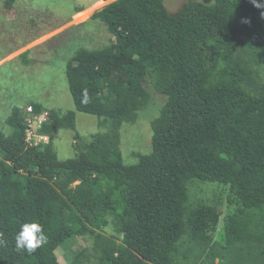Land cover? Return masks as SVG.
Instances as JSON below:
<instances>
[{"label":"trees","instance_id":"16d2710c","mask_svg":"<svg viewBox=\"0 0 264 264\" xmlns=\"http://www.w3.org/2000/svg\"><path fill=\"white\" fill-rule=\"evenodd\" d=\"M115 3L123 18L107 28L114 40L79 47L65 67L75 109L108 121L107 131L89 142L76 131L67 159L51 142L26 145L18 107L0 132V264H61L57 248L78 235L93 244L70 264H175L186 233L210 247L219 221L217 209L191 201L194 181L230 187L238 208L224 220L226 246L264 245V85L250 66H264V0H189L175 15L164 0ZM147 81L166 101L151 121V152L125 165L119 130L148 103ZM61 129H76V111H51L43 131ZM67 179L84 187L89 225L62 192ZM31 221L46 241L18 252L15 235ZM109 221L121 243L95 230Z\"/></svg>","mask_w":264,"mask_h":264},{"label":"rangeland","instance_id":"374dc122","mask_svg":"<svg viewBox=\"0 0 264 264\" xmlns=\"http://www.w3.org/2000/svg\"><path fill=\"white\" fill-rule=\"evenodd\" d=\"M188 1L164 0L172 15L179 13ZM7 2L12 3L10 8L7 7ZM115 2L116 0H0V132H10L7 118L15 107L19 108V114L23 116V108L35 101L49 110L50 117L52 110L60 114L76 111L75 130L61 129L53 132L51 144L60 159L75 156L76 131L85 142H89L93 134L107 131L108 121L75 109L65 67L79 47L100 49L114 40L107 28L123 18ZM106 15L110 17L109 20ZM22 53L24 54L20 55ZM250 66L257 83L264 85V66ZM145 87L149 94L148 103L138 112L136 121L123 123L119 130V147L125 165H134L140 155L151 152V121L159 115L166 101V96L158 93L150 81L145 82ZM65 182L68 186L62 192L74 202L77 212L89 225L92 218L87 209L84 187L73 179ZM189 190L193 203L202 202L217 209L219 221L210 233V247L201 246L186 233L178 244L175 264L207 263L208 253L215 255L214 264H264V245H225L224 220L238 208L229 185L194 181L189 185ZM95 230L119 243L122 241L123 236L110 221L108 225ZM92 244L93 236H76L68 249L57 248L59 262L70 264L77 253ZM91 262L98 264L97 260Z\"/></svg>","mask_w":264,"mask_h":264},{"label":"built area","instance_id":"2783aa9c","mask_svg":"<svg viewBox=\"0 0 264 264\" xmlns=\"http://www.w3.org/2000/svg\"><path fill=\"white\" fill-rule=\"evenodd\" d=\"M23 119L25 125V143L27 146H34L43 149L52 142L53 132L48 134L43 131V126L51 123L49 110L44 106L36 110L33 104H27L23 108Z\"/></svg>","mask_w":264,"mask_h":264},{"label":"clouds","instance_id":"9594fccd","mask_svg":"<svg viewBox=\"0 0 264 264\" xmlns=\"http://www.w3.org/2000/svg\"><path fill=\"white\" fill-rule=\"evenodd\" d=\"M255 3V0H253ZM259 6V5H258ZM46 241L42 225L36 221L24 223L15 235V249L18 252H34ZM6 243L3 233H0V246Z\"/></svg>","mask_w":264,"mask_h":264}]
</instances>
